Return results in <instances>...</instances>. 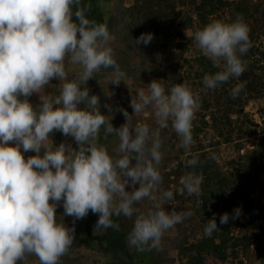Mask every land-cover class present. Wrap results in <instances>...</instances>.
I'll use <instances>...</instances> for the list:
<instances>
[{"label": "clouds", "instance_id": "clouds-1", "mask_svg": "<svg viewBox=\"0 0 264 264\" xmlns=\"http://www.w3.org/2000/svg\"><path fill=\"white\" fill-rule=\"evenodd\" d=\"M89 7L81 0H0V264H18L29 255L36 256L39 264H59L73 245L74 228L57 222L58 204L64 215L76 220L89 210L98 214L94 231L119 230L114 216L135 215L127 242L137 251L158 248L163 233L191 215L166 211L161 203L146 212L135 205L145 198L157 199L153 192L162 182L161 129L170 122L180 138L178 147L185 151L194 143L200 96L184 83L166 89L152 80L147 94L140 89L130 107L133 114L151 107L156 127L133 126L132 115L121 108L126 122L114 128L111 118L99 110V97L81 87L101 69L113 70L114 85L125 76L107 46L113 39L107 26L86 18ZM249 32L239 14L231 23L212 20L194 31L198 50L221 69L203 76L205 89L243 74L246 64L240 56L252 46ZM152 39L151 33L141 34L135 42L147 45ZM66 58L81 69L73 80H68ZM52 79L62 82L59 93L40 96ZM243 86L234 88L231 97L236 98ZM33 93L40 99L35 108L27 99ZM101 128L105 136L118 137V158L98 143ZM54 130L72 137L77 148L66 143L55 146L50 139ZM21 148L36 155L25 160ZM197 163V157L187 161L189 167ZM181 183L187 194L199 195L202 177L188 173ZM127 185L133 186L131 191L125 190ZM172 198V191L162 192V199ZM240 214L237 208L232 218ZM228 220V213L220 216L221 224ZM217 230L213 217L203 234L211 236Z\"/></svg>", "mask_w": 264, "mask_h": 264}, {"label": "trees", "instance_id": "trees-1", "mask_svg": "<svg viewBox=\"0 0 264 264\" xmlns=\"http://www.w3.org/2000/svg\"><path fill=\"white\" fill-rule=\"evenodd\" d=\"M262 1L251 4L248 0H133L131 7L122 8L121 0H118L117 4L113 5L111 14L105 18V14L99 7V0H81L82 5H90L86 18L107 26L113 37L107 46L113 49L114 58L125 73L123 78L129 82L130 86L134 87L140 80L147 78L158 80L166 89L173 84L184 83L194 93L199 94L201 104L193 120L194 143L188 151L178 147L180 138L172 129L170 122L168 128L161 129L162 161L158 171L162 182L156 193L159 194L165 210L191 213L182 223L175 225L180 231L187 223L191 231L186 234V231L182 230L179 241L170 248L176 253L175 260L161 255L163 249L137 251L129 246L127 236L133 226L135 215L132 219L114 216L113 222L119 224V230L108 228L94 231L99 218L98 214H93L89 210L85 218L76 220L74 217L64 215L63 207L60 204L57 205L55 209L57 222H62L66 228H74L73 244L83 243V246L101 254L103 256L101 264H171L172 262L204 264L207 258L218 262L231 259L236 260L235 264H242L238 255L246 257L249 253L252 254L250 256L252 261L264 264V182L258 183L259 164L263 165L264 160L258 164V158L262 157L256 156L254 151L244 155L233 154L222 162L218 161L217 154H214L219 145L228 143L235 145L243 138V136L234 135L237 138L233 140L232 134L235 129H231L234 123L231 116H239L248 101H264V42L261 41L264 37V5H261ZM176 4L186 6V16L179 24L189 29L192 34L212 20L231 23L238 14L243 17L250 29L249 39L252 46L246 54L240 56L246 64V70L240 77H231L228 82L215 89L204 88L203 76L215 74L221 69L213 67L212 62L203 56L198 48L190 51L192 52L190 59L183 57L187 48L186 43L181 37L171 38L167 27L178 16L175 11ZM72 11L73 13L76 11L74 6ZM73 20L75 21L74 16ZM159 31L162 33L161 44L145 45L135 42L141 34L153 35ZM65 64H68L67 58ZM112 71V69H101L93 74L86 85L81 84V87L88 88L89 95L99 97L101 114L109 116L112 126L119 128L126 122L119 109L126 110L129 115L132 112L128 99L113 105L100 88L94 87L95 82L111 74ZM76 76L72 74L70 79L73 80ZM49 83L52 85L50 87L46 85L43 89L54 96L56 95L54 82L50 80ZM241 84L244 85L242 90L236 98H232V90ZM27 99L34 108L39 105L36 104L37 96ZM144 111L150 112L151 107ZM262 112V108L257 111L261 116L259 117L261 124H264ZM149 115L153 116V113L150 112ZM50 139L55 146L66 143L74 149L77 148L72 137L66 138L59 131L54 130ZM98 143L106 147L110 156L119 157V139L115 134L105 136L104 129L101 128ZM234 149L238 151L239 147L235 145ZM21 153L25 159L36 155L32 151L27 153L21 151ZM193 157L198 158V163L195 167H189L187 161ZM132 163L134 164L135 161L133 160ZM188 173H195L196 176L202 177L199 195H189L184 189L181 178ZM128 190L132 189L129 187ZM163 191H172L173 198L162 199ZM254 191L258 199L256 204L249 196V193ZM261 199L262 202H260ZM49 202L52 203V201ZM172 202L174 203L171 206ZM135 207L139 212H144V205L141 202ZM237 208L241 210L238 218H245V222L240 224L236 223L238 218L233 219L238 227L237 235H233L230 229L231 221L221 224L220 216L228 213L230 218ZM213 217L218 230L211 236H205L204 227ZM189 238H191L190 241H188ZM161 243L164 244L162 248L166 247L165 242ZM60 261L69 264L67 254L62 256ZM18 264H21L20 261Z\"/></svg>", "mask_w": 264, "mask_h": 264}, {"label": "rangeland", "instance_id": "rangeland-1", "mask_svg": "<svg viewBox=\"0 0 264 264\" xmlns=\"http://www.w3.org/2000/svg\"><path fill=\"white\" fill-rule=\"evenodd\" d=\"M226 1H235V0H226ZM249 3L253 4L256 2H259L261 0H248ZM118 0H99V7L102 10L103 14H105V18H107L108 14H111V9H113V5L117 4ZM133 3V0H121L120 6L122 8H129L131 7ZM261 5H264V0L262 1ZM189 10V8H188ZM175 11L178 13L177 18L170 24H168V34L171 38H179L186 43V52L183 53V57L185 59H190L192 52L194 49H197L196 43L193 38V34L189 29H186L185 27H181L182 24H179L186 16V6H179L175 5ZM190 11V10H189ZM194 18L192 14V19ZM128 19V18H126ZM159 33V34H158ZM148 34V33H144ZM261 41L264 42V37L261 38ZM152 44H161L162 43V33L159 31L156 34H153V39L151 40ZM190 52V53H189ZM66 72L68 73V80L70 79V76L72 74L77 75L78 72L81 71L80 67L78 65H70L65 64ZM112 75L108 74L104 77H101L99 81L94 83L95 88H100L106 97H108L111 100V104L116 105L124 102L125 99H128V103L130 104L131 98L133 96H136L138 94V91L140 89H144L146 91V86L152 81L149 78L142 79L136 86H130L129 82L122 78V81L119 83V85H114L111 83ZM54 82V88L56 89V95L59 93L60 90V84L61 81H57L55 79H52ZM49 84L48 87H50ZM45 89H41L39 95L43 96L45 94L52 95L51 92L44 91ZM50 90V89H48ZM110 94V95H109ZM147 94V91H146ZM39 95L36 93H33L31 96L35 97L37 96L36 104H40ZM30 96V97H31ZM262 108L264 115V101H248L243 109L241 110L239 116H231V119H233L234 123L231 125V129L233 130L232 138L235 140L237 136L234 135H240L243 136L242 139H240L236 146L239 147L238 151L234 149V144L228 143V144H222L219 145L216 151H214V154L216 155V159L220 162L224 161L225 159H229V157L233 156V154H239L244 155L247 152L254 151L256 156H261L262 158H258V164L262 163L264 160V124H261V119L259 117V114L257 113L258 109ZM131 115H132V124L135 126L137 123H144L150 126V128H154L155 120L154 115H149L150 112L153 113V110L151 109L150 112L142 111L141 113H134L133 109L131 108ZM262 115V116H263ZM205 119H207L205 117ZM124 124V123H123ZM122 125V124H121ZM263 150V151H261ZM21 151L23 149L21 148ZM26 160V159H25ZM264 182V164L260 166L258 169V183ZM129 187L132 189L133 186L127 185L125 187L126 191H129ZM256 191V190H255ZM250 192L249 196L250 199L253 201V203L256 204L258 202L257 199V193L256 192ZM178 193H180V189H178ZM153 195L157 197L156 201L150 200L148 198H145L141 201V203L144 205V212L148 211L149 209L153 208L154 203H161L162 201L160 199L159 194L156 193V191L153 192ZM263 200L261 199L260 202ZM174 202H172L171 206ZM186 205V203H184ZM187 207V206H185ZM137 208V207H136ZM184 209V208H183ZM167 211V210H166ZM233 215L230 216L229 221L230 222V229H232V234L237 235V224L236 223H244L245 218H238L237 222L233 220ZM186 219V218H185ZM190 226L188 224H184L183 227L180 229H177L175 226L166 230L162 235L161 242H165L166 247H163V243H160V246L158 247L160 250L163 249L161 255H165V257H169L173 260H175L176 253L171 250L170 248L172 245L176 244L179 241V234L182 230L186 231V234L191 233ZM191 238H189L188 241H190ZM83 243L80 244H73L70 249L67 252V259L69 264H101L103 262V256L97 252H94L90 250L87 246H83ZM165 251V252H164ZM252 256L251 253L248 254L246 257H242L240 254L238 255V259L241 260L242 264H259L256 261H252L250 258ZM164 257V258H165ZM21 264H39V260L34 255L26 256L23 260L20 261ZM235 261H232L231 259H228L224 262H218L214 261L210 258H207L206 262L204 264H235ZM59 264H66V262L59 261ZM171 264H177V262H172Z\"/></svg>", "mask_w": 264, "mask_h": 264}]
</instances>
